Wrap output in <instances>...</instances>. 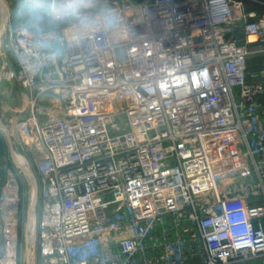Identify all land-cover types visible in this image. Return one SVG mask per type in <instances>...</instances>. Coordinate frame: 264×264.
<instances>
[{"label": "built area", "instance_id": "2783aa9c", "mask_svg": "<svg viewBox=\"0 0 264 264\" xmlns=\"http://www.w3.org/2000/svg\"><path fill=\"white\" fill-rule=\"evenodd\" d=\"M103 4L59 33L56 55L23 26L7 33V76L58 100L42 124L17 122L43 153L38 264H264V13L244 0ZM7 175L0 264H19Z\"/></svg>", "mask_w": 264, "mask_h": 264}, {"label": "rangeland", "instance_id": "374dc122", "mask_svg": "<svg viewBox=\"0 0 264 264\" xmlns=\"http://www.w3.org/2000/svg\"><path fill=\"white\" fill-rule=\"evenodd\" d=\"M124 0H113L115 4H120ZM139 1V0H135ZM23 0H1V7L5 10L4 21L2 24V31L0 33V86H5L6 84L19 87L18 83L7 76L6 72L13 71V59L11 52L6 47L7 33L9 29H12L16 26H23L22 22L18 16V9L20 8ZM95 2V3H94ZM106 0H80L81 10L87 17L95 18V15L98 11L95 9V5L98 7L105 8ZM107 9V7H106ZM71 24L75 23H66L62 25L59 33L67 34V29ZM262 70V63L260 58H252L249 61V72L255 74L257 71ZM20 135V134H19ZM21 137V135H20ZM23 140H26L23 137ZM23 149V145L21 146ZM20 150L19 155L23 164V173L22 171H15L17 173H11L14 177L17 178L19 184V193H20V202H19V213H18V226H19V238H18V263L19 264H38L39 256L38 252L35 249V243L37 241V224L39 220V188L36 185L38 179L36 176V169L41 163L42 159H38L37 155L32 157L27 156ZM22 164V163H21ZM29 166H28V165ZM30 167V168H29ZM25 170V171H24ZM38 173V170H37ZM38 178L41 179L40 174L38 173ZM6 180L8 175L2 176ZM33 178L35 182H33ZM5 180L3 182H5ZM33 197V198H32ZM40 200L42 204V190L40 193ZM33 201L32 203H30ZM29 204L33 206L28 209ZM31 218V220H30ZM32 222V229L30 225Z\"/></svg>", "mask_w": 264, "mask_h": 264}, {"label": "crops", "instance_id": "0c3cea01", "mask_svg": "<svg viewBox=\"0 0 264 264\" xmlns=\"http://www.w3.org/2000/svg\"><path fill=\"white\" fill-rule=\"evenodd\" d=\"M244 10L246 14L259 17L264 13V0H244ZM2 14L3 17L0 24V33L2 31V24L5 18L4 9H2ZM57 105V97L52 92H41L39 90L29 91L22 89L20 86H10L8 84H6V87L0 86V187L5 180L4 177H2L5 174L14 173L15 171H22L23 173V167L21 166L24 164L22 161L23 159L21 160V156L19 155L20 150H22L23 153H28L30 157L33 155L35 157V155H37L38 159L43 158L42 148L38 143L36 135L32 134L31 136H22L18 132L17 122L24 116H33L37 123L42 124L45 121V116L42 115L43 110ZM23 137L28 141L25 142ZM22 145L24 149L21 147ZM36 176L38 179V183H36V185L40 190V213V193L42 190V182L40 178H38L37 169ZM33 182H35L34 178ZM32 202L33 201L30 203ZM31 206H33V204H29L28 209H30ZM30 229H32V222ZM36 235L37 234L35 233V236Z\"/></svg>", "mask_w": 264, "mask_h": 264}, {"label": "clouds", "instance_id": "9594fccd", "mask_svg": "<svg viewBox=\"0 0 264 264\" xmlns=\"http://www.w3.org/2000/svg\"><path fill=\"white\" fill-rule=\"evenodd\" d=\"M23 27L34 37L37 46L58 54L59 31L66 23L83 28L92 20L81 10L80 0H23L18 9Z\"/></svg>", "mask_w": 264, "mask_h": 264}, {"label": "bare ground", "instance_id": "6f19581e", "mask_svg": "<svg viewBox=\"0 0 264 264\" xmlns=\"http://www.w3.org/2000/svg\"><path fill=\"white\" fill-rule=\"evenodd\" d=\"M2 17H3V14H2V16H1V19H2ZM75 31V30H74ZM75 32H77V31H75ZM91 241H92V239H90L89 241H86V242H83V241H81V242H77V241H75V242H73V244H72V246H73V248H81L82 246H81V243L83 244H88V245H86L85 247H84V249H83V247H82V249L83 250H86V251H88L91 247H92V245L90 244L91 243Z\"/></svg>", "mask_w": 264, "mask_h": 264}]
</instances>
